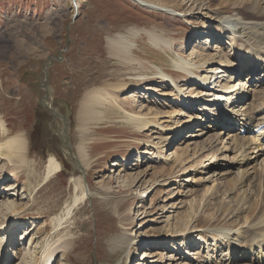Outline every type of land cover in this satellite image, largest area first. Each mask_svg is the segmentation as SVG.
<instances>
[{"label": "rangeland", "instance_id": "rangeland-1", "mask_svg": "<svg viewBox=\"0 0 264 264\" xmlns=\"http://www.w3.org/2000/svg\"><path fill=\"white\" fill-rule=\"evenodd\" d=\"M146 1L173 11L150 10L131 0H76L80 5L77 12L72 0H0V119L11 135L26 134L29 158L21 169L16 161L13 164L0 158V204L13 205L0 213V264H45V245L56 240L66 245L65 252L55 255L58 258L51 264H211L205 257L213 242L210 233L223 230L227 222L240 224L228 215L243 204L236 176L247 167L238 166L240 154L222 153L219 159L226 157L235 165V174L218 181L210 178L208 175L219 169L207 165L209 153L197 146L200 140L190 137L198 131V124L186 130L173 146H164L167 133L162 131L183 120L181 115L175 114L173 119L169 115L178 110L180 94L188 92H177L174 84L157 75L160 70L155 66L173 75L197 64L199 70L195 71L215 83L213 91L197 89L196 93L207 92V97L222 89L220 85L229 82L236 70L234 62L225 58L234 44L230 37L218 35L225 32L217 16L211 20L210 13H230L235 3L247 0H218L212 9L206 0ZM131 28L160 36L155 43L146 34L134 40L137 48L132 56L138 61L129 67L134 71L119 66L105 48L110 34H130ZM157 43L166 44V48L156 47ZM168 43H172L171 48ZM239 66L245 71L249 64ZM141 75L144 77L136 81L131 78ZM187 76L178 78L186 82ZM122 78L127 84L134 82L132 88L112 97L111 104L100 109L108 118L106 122L80 134L79 105L84 94L117 84ZM246 82L247 78H242L237 88L243 90ZM188 85L196 90L197 84ZM220 95L217 93L209 104L203 101L204 95L199 97L191 114L197 116L200 106L208 108L206 114H199L203 120H213L211 110L215 108L225 114L226 104L220 103ZM246 98L252 103L254 93ZM138 114L146 116L153 126L143 135L124 123ZM221 137L222 148L228 136ZM6 139L0 131V142ZM82 143L87 148L86 162L77 155ZM155 144L160 146L158 152L165 150L163 160L167 159V148L170 150L166 164L144 163L148 159L145 151ZM181 153L186 160L183 166L176 157ZM52 157L63 167L46 181ZM217 163L228 165L222 160ZM258 163L264 182V156ZM13 165L20 171L13 170ZM163 169H167L164 175ZM263 184L255 189L245 185L247 204L256 200V208L264 205ZM83 189L90 194L88 198L55 230L56 218L64 217L66 207L74 204ZM205 232L208 245L202 246L205 242L200 236ZM135 235L140 243L133 246L132 259L128 260L121 244L124 236ZM227 251L220 260L235 264L232 258L227 262ZM254 254L239 257L237 264H260Z\"/></svg>", "mask_w": 264, "mask_h": 264}, {"label": "bare ground", "instance_id": "bare-ground-1", "mask_svg": "<svg viewBox=\"0 0 264 264\" xmlns=\"http://www.w3.org/2000/svg\"><path fill=\"white\" fill-rule=\"evenodd\" d=\"M132 1L137 2L138 5H141L150 10H158L163 12L173 11V9L166 8L163 4L160 3H155V2L150 3L149 1L146 0H132ZM207 1L209 3V8L212 9L218 0H206V2ZM74 4L76 5L75 8L80 7L79 3H77L76 0ZM263 5L264 3H260L259 1L247 0L244 3L243 2L235 3L233 5L234 6L233 10L230 13L225 11L223 13L221 12L222 15L221 13L220 15L217 14V12L210 13L212 14V17L209 15V17H211V20L212 18L217 16L218 23L220 24V29L222 32H225V34H218V35L226 38L230 37L229 38L230 42H233L234 44L232 51H230L225 56V58H230V60L234 62L232 66L234 65V69H236L235 71L231 70V68L229 69L232 72L234 71L233 73H231V75L233 76L229 78L230 79L229 82H226L224 85L221 84L220 87L222 86L223 88L218 90L216 89L217 91L216 93H211L207 97H206L207 92L203 93L204 92L203 91L196 93L197 89L213 91L214 89L213 87H211V85L215 83V81L212 82V79L208 81L210 77H208L207 75L206 76L201 75L200 73L195 71V70H199L197 64L194 65L193 68L188 67L190 70L187 72L179 71V73L173 75H170L168 72L164 71L159 66L157 65L155 66V68H158L160 70V74L157 73L156 74L159 75V77H161L162 80L166 81L167 83L170 82V84L172 85L174 84L175 89L177 88L176 89L177 92L181 91V89L182 91L188 92L187 95L180 94L179 96L180 100H178L177 103L178 110L172 111L171 109V111L173 112L170 113L169 115L171 119L175 117L174 116L175 114H178V116L181 115V117H183V120L179 122V124L173 126L170 125V127H168L167 130L162 131L164 133L165 132L167 133V135L165 136V138L167 139H165L164 141V146L165 147L173 146L182 139L181 136L185 133L186 130H189V128H192L193 126L198 124L199 125L198 131L195 132V134L191 135L190 137L200 140L201 143H199L197 146L200 148V150H202L203 153L205 152L209 153L210 156L206 160V163H209L207 165H212L211 167L212 169H216V168L219 169L216 172L212 173L211 175H208L210 176V178L216 177L217 178L216 181H218L221 179H227V177L230 176L232 173L235 174L234 172V170L236 169L235 165L227 161L226 157H224L223 159H219L222 153L232 152V153H236L237 155L240 154L238 166L240 165L241 168L247 167L244 170H239V173L237 174L238 176H236L239 182V184H237L239 185L238 186L239 190L243 191L241 195L242 197L238 196L242 199L243 204L239 209H237V211L235 209H234L235 211L231 210V213L233 212V215L232 214L228 215V217H230V220L232 218H237L238 220L236 223L239 222L240 224L237 225V224H232V222L230 223L227 222L223 226L224 229L223 230L221 229L222 231L218 229L216 232H211L210 237L213 242L212 244L209 245L207 244V241H205V238L207 236L206 232L201 234L200 236V239L203 242H205V243H201L200 245L202 246L205 244L208 245V247L206 248L207 256L205 257L209 262H211V264H226V262L224 263L223 260H220V258L224 256L223 253H225V250H228L227 251L228 254L225 255L227 258V262H230L233 259V261H235V264H237L238 263L237 260H239V257L247 258V255L248 256L250 255L251 257L253 256L254 253H256L254 254L258 258L256 261L260 264H264V205L259 209L256 208L255 207L256 200L252 202V204H247L248 202L247 196H249V194L247 190H243L245 189L246 186L248 188L249 186H251L255 189V187L258 188L259 185L262 186L261 184L264 183L262 181L263 172H261L258 168L259 167L258 161L262 156H264V144L262 143L264 135H263V131H261L256 136L250 135V136H246V138H243L238 133L242 128H247V131H249L248 129L250 127L258 128L264 125V6ZM179 15L185 17V15L187 14L184 15L182 13H179L178 16ZM204 15H208V14L204 13ZM129 32L130 34H126V33L123 34L121 32L110 34L106 39L105 48L107 50L108 56L113 59H116L119 63V66L134 71L133 69L129 68L133 64H135V62L138 61L136 58H133L132 56L133 50L137 48L134 40L139 38L141 35L146 34L148 35L150 41L155 43L157 42L160 36L154 35L152 31H144V29L141 28L140 29L131 28ZM167 46L171 48L172 43L171 44L168 43ZM156 47L166 48V44L157 43ZM211 63H215V61H211ZM239 64H249V66L247 70L243 71L240 68ZM260 68L263 69L261 74L257 73ZM221 72L222 71L219 70V73ZM181 74H183L184 76H187L189 74V78L187 76L186 82H183L178 78L179 76H181ZM141 77H144V75L133 76V77L131 76V78H133L134 81H136L137 78H141ZM244 77L247 78V82L244 84L245 88L243 89L244 90L243 91L241 90L240 87L237 88V83L240 85L241 79ZM196 80H198L200 83L198 84V81ZM233 82L236 83H234L233 86L232 84L230 86V83ZM248 82H251V84L247 87ZM181 83H185V84L181 85ZM194 83L197 84L195 87L196 90L192 87V85L190 86L188 85ZM133 84L134 82L127 84L126 80H123L122 78L120 82H118L117 84H113V83L106 84L104 87H102L103 89H96L86 92L79 105L78 126L80 130V134L89 133L92 126L95 127L94 125H97L102 122H106L108 118L106 117L105 112L100 109L106 107V104H111L112 97L116 98L119 97L120 93H126L128 89L132 88ZM250 86L252 87L250 88ZM219 92L221 94L220 97H218V99L221 100L220 103L224 102L226 104V110H224L225 114L222 115V110L220 111V109L215 108L211 110L213 120L208 118H205L203 120L202 117L201 118L199 117L200 116L199 114H201L203 111L204 114L208 112V108L204 106L203 107L198 106L199 114H197V116L191 114V111L194 110L193 105L196 104L197 100H201V98L199 97H203L204 95L206 98L204 97L203 101L209 104V102L215 101L213 100V97H215L216 94ZM235 93L237 94L236 97L234 96ZM251 93H254L255 100L252 103L248 104L246 102L247 99L246 96ZM1 121L2 119H0V131L3 133V135L7 136V139L5 140L4 143L0 142V158L7 159L8 161L13 162V164L14 161H16L21 165L20 167L21 169L22 166H25L27 163H29L27 136L24 132H20L17 135H11L12 132L10 131V129L6 128L4 121L3 122ZM205 122L207 124H204ZM124 123L130 124L133 127H135L137 130L140 131L142 135L146 134L147 131H150V127H153L152 124L148 121V118L141 114L130 116L127 120H125ZM155 124L158 125L159 123H155ZM219 130H223V132L220 134ZM222 135L228 136V141L227 143L226 142L224 143L223 141V147L221 148L220 145L222 144V137H221ZM159 149L160 146L158 147L157 144L154 145V148L152 150L147 149L144 155L148 157V159L144 160V163H153V165H159L160 163L166 164L169 161L168 153L170 150H168L167 148L165 153V155H167V159L163 160L162 155L165 152V150H163V152H158ZM185 153L186 155L187 154L189 155L188 151H186ZM251 154L252 156L248 157ZM77 155L84 161L86 160V158H88L87 148L84 143L80 145ZM176 157H178L177 161L180 162L179 165L183 166V164L186 161L183 158L185 157V154L181 153L178 154ZM140 160L141 159L139 158V161ZM221 160L222 162H228V165L227 164L219 165V163L215 165L217 161H221ZM205 166L206 164H204L201 167L203 171ZM62 167H63L62 164L58 163V161H56L54 157L50 158V163L49 166L47 167L46 181L51 179L52 176L56 174L57 171H60L62 169ZM86 167L87 164L83 166V168ZM13 170L20 171L16 165H13ZM162 171H165L163 175L167 173V169H163ZM204 173L208 174V172L206 171ZM142 179L140 180V182L142 181ZM186 181L190 182L189 179H187ZM89 195L90 194L88 193V191L83 189L82 195L75 197L74 204L66 207L64 217L56 218L54 229L57 230L60 226H62L64 222L69 219V216L74 210V207L80 201H84V199L88 198ZM232 203H237V202H232ZM11 206H13L12 203H8V202L7 204L1 203L0 213H2L1 211L7 207L11 208ZM235 225L238 226L236 228V231H234ZM8 230L9 227L6 229V234ZM56 241L55 242L48 241L45 245L44 248L45 252L43 254L45 264H49V262L51 264L52 259L55 258V255L59 256L61 252H65L64 247L66 245L63 247L61 246L62 244L59 245L57 244L58 242L56 243ZM139 243L140 241L138 240L137 235L131 237L124 236L121 247L122 249H125V253L127 254L128 260L132 259L133 246H138ZM239 251H244L243 255L239 257L237 256L235 257V254L238 253ZM58 256L56 258H58ZM178 259L181 258H170L169 260L177 261Z\"/></svg>", "mask_w": 264, "mask_h": 264}, {"label": "water", "instance_id": "water-1", "mask_svg": "<svg viewBox=\"0 0 264 264\" xmlns=\"http://www.w3.org/2000/svg\"><path fill=\"white\" fill-rule=\"evenodd\" d=\"M72 2H74L75 3V0H72ZM76 10H77V8H76ZM76 18V17H75ZM76 20V19H75Z\"/></svg>", "mask_w": 264, "mask_h": 264}, {"label": "crops", "instance_id": "crops-1", "mask_svg": "<svg viewBox=\"0 0 264 264\" xmlns=\"http://www.w3.org/2000/svg\"><path fill=\"white\" fill-rule=\"evenodd\" d=\"M132 1V0H131ZM132 2H134V1H132ZM137 4V3H136Z\"/></svg>", "mask_w": 264, "mask_h": 264}]
</instances>
